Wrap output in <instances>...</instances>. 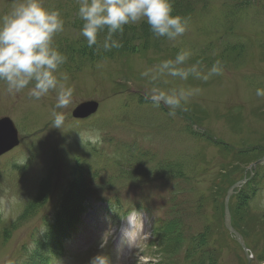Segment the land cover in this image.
Returning <instances> with one entry per match:
<instances>
[{"label":"rangeland","instance_id":"374dc122","mask_svg":"<svg viewBox=\"0 0 264 264\" xmlns=\"http://www.w3.org/2000/svg\"><path fill=\"white\" fill-rule=\"evenodd\" d=\"M17 2L0 0V17ZM172 3L173 15L188 18V30L183 36L169 41L154 37L146 22L129 24L119 37L123 47L105 52L95 46L89 48L80 35L82 21L77 16V0H43L46 8L59 9L64 19V30L54 37L53 43L67 56L61 71L69 75L68 83L74 93L66 109H57L66 117L59 129L52 127L55 92L35 100L28 96V89L9 94L6 85L0 82V117L6 115L14 120L22 143L0 157V201H8L7 206H0V211L10 215L0 218V264L14 259L29 231H33L31 227L35 223L43 225L48 214L53 217L56 214L58 226L66 228L79 214V196L87 188L90 187L89 193L99 196L120 195L119 207L126 209L140 197H128L126 192H142L137 185L145 186L162 177L167 179L166 185L161 182L163 192H153L146 200L141 196L138 203L160 214L166 210L169 217L151 239L142 241L141 246L139 243L130 264H183L188 239L204 228L210 235L201 249L207 264H245L243 252L222 227L220 199L216 202L217 210L212 200L236 173H248L247 163L264 154V97L256 95L258 88L264 89V3L262 0H172ZM103 36L101 33L98 40L102 41ZM181 49L193 52L188 65L199 62L198 67L207 72L220 61L223 73L207 82L190 76L187 81L169 77L168 84L160 83L164 89L184 85L202 90L191 98L187 111L177 109L172 116L167 107L143 103L135 89H151L153 85L140 72L161 60L174 58ZM122 73L130 76V90L122 79L116 78ZM88 99L99 102L97 111L84 119L73 118L71 110ZM185 114L194 117L191 124L195 133L188 129ZM199 123L202 127L197 126ZM205 129V137L197 135ZM97 130L100 141L94 144L87 141V135ZM45 136L50 139L59 136L57 142L71 146L54 147L57 145L47 144ZM121 138L140 144L138 149L145 152L139 157L128 154L117 159L98 152V147L111 152ZM249 148L255 152L251 154ZM136 150L137 147L122 141L123 152ZM58 153L67 154L53 158ZM26 159L28 167L22 168L21 161ZM254 178L260 189L250 190V184H246L232 196L230 207L231 215L236 217V230L245 236L253 255L251 264H264V164ZM127 188L133 189L126 191ZM194 190L203 196L202 204L192 213L197 217L186 218L185 214L184 219H190L176 227L181 217L175 207L181 203L189 209L195 207L191 198ZM179 194L184 198L178 200ZM92 201L89 197L87 203ZM161 203L164 205L160 206ZM107 215L97 205L81 214L82 230L72 236L68 249L74 252V257L76 253L84 256V264L105 252L108 240L103 245L101 242L111 224ZM139 221L132 239L127 240L129 246L139 238ZM14 228L18 237L12 239ZM90 243L94 251L87 255L83 252ZM113 243V250L118 249V253L128 245L120 239ZM108 250L112 252V247ZM193 254L194 251L189 255Z\"/></svg>","mask_w":264,"mask_h":264},{"label":"clouds","instance_id":"9594fccd","mask_svg":"<svg viewBox=\"0 0 264 264\" xmlns=\"http://www.w3.org/2000/svg\"><path fill=\"white\" fill-rule=\"evenodd\" d=\"M77 16L82 21L80 35L87 46L110 52L123 47L125 26L146 22L156 38L175 41L188 30V18L173 15L172 0H77ZM64 19L59 9H48L43 0H18L11 10L0 17V82L9 94L28 89V96L35 100L56 93V103L51 111L52 127L65 123L66 109L73 99L74 88L68 83L69 75L61 71L67 56L54 45V37L63 32ZM104 33L103 40L98 36ZM191 49H181L174 58L164 59L140 72L142 78L153 85L146 96L156 107H167L174 116L177 109L187 111L192 97L202 90L199 87L179 85L164 89L168 78L187 81L189 77L207 82L212 76L223 73V65L216 61L207 72L197 64L188 65ZM100 67V65H97ZM264 97V89L256 90ZM87 141H100L99 131L87 135ZM89 264H110L104 255L91 258Z\"/></svg>","mask_w":264,"mask_h":264},{"label":"water","instance_id":"95a60500","mask_svg":"<svg viewBox=\"0 0 264 264\" xmlns=\"http://www.w3.org/2000/svg\"><path fill=\"white\" fill-rule=\"evenodd\" d=\"M97 103L93 101H85L79 104L72 112V115L74 117H85L89 115L90 113L94 112L96 110ZM17 144V138H16V131L11 123V121L6 118H0V154L5 152L6 150L10 149L14 145ZM264 161V157L257 162ZM241 183L237 182L231 185L226 193L225 199H224V225L225 227L234 234L236 237L237 242L243 247L247 261L249 263L250 261V255H247L246 252V247L244 245V242L242 240L241 235L234 229L232 228L230 224V215L228 212V198L232 192V189L239 185Z\"/></svg>","mask_w":264,"mask_h":264},{"label":"trees","instance_id":"16d2710c","mask_svg":"<svg viewBox=\"0 0 264 264\" xmlns=\"http://www.w3.org/2000/svg\"><path fill=\"white\" fill-rule=\"evenodd\" d=\"M249 152H250L251 154H253V153L255 152V150L251 148V150H249ZM241 174H242V173H236V174H235V175L229 180V183L226 184V186L224 187V189H223L222 191L220 190L215 196H213V200H212V202L215 204V209H216V210H217V206H216L217 199H219L220 197H222V196L224 195L227 186L230 185L231 183H233L234 181H236L237 178H238L239 176L241 177ZM162 179H163L164 181L167 182V179H166L165 177H162ZM254 179H255V178H254ZM254 179H252L251 181H249V182L247 183V184H250V187H251L250 190H252L253 187H254L253 191L259 189V187H257V185L255 186V183H254V181H253ZM248 197H251V195H249ZM252 199H253V198H252ZM193 200H194V198H193ZM202 202H203V196H200V194L198 193V194H197V200L194 201V203H195V207L189 209V208H187V206H186L184 203H181L180 207H177V208H176V211H179V212H180L179 216L181 217V220L177 221L176 227H177V225L180 226V224H182V226H183L185 220H189V219H190V218H188V219H184V215L186 214V216H188V215L192 216V215H193L192 213L194 212L196 206H198L199 203L202 204ZM233 211L236 213V208H233ZM193 216L197 217L196 215H193ZM232 219H233V224H234V226H235V224H236V217H235L234 214H233V216H232ZM199 235H200V237H201L202 239L210 237V235H209V231L206 230L205 228L203 229V231L199 232ZM190 259H191V262H190L189 264H207V261L205 262V261H204V257H202V253H201V255H199V256H196V253H195Z\"/></svg>","mask_w":264,"mask_h":264}]
</instances>
